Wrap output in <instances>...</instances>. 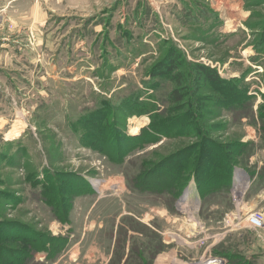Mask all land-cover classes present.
<instances>
[{
	"label": "rangeland",
	"instance_id": "rangeland-1",
	"mask_svg": "<svg viewBox=\"0 0 264 264\" xmlns=\"http://www.w3.org/2000/svg\"><path fill=\"white\" fill-rule=\"evenodd\" d=\"M0 232L6 264H264V0H0Z\"/></svg>",
	"mask_w": 264,
	"mask_h": 264
},
{
	"label": "trees",
	"instance_id": "trees-1",
	"mask_svg": "<svg viewBox=\"0 0 264 264\" xmlns=\"http://www.w3.org/2000/svg\"><path fill=\"white\" fill-rule=\"evenodd\" d=\"M130 39V38H129ZM183 59V58H182ZM180 62H182L178 52H176V50H172L170 52V54L167 55V58L164 59L161 62H158V64L153 67V71L152 73L156 76L158 75H169L171 80H173V77H177L176 80L174 81L175 83H177V86H181L183 83V76L181 74H177L179 69H180ZM196 76H197V83L198 84H220L221 86L225 87L226 90L229 91L230 95L233 97H236V92H235V88H234V83L230 82V80H222L220 79V77L218 76L217 72L210 69L207 66L204 65H198L197 66V72H196ZM158 77V76H157ZM236 95V96H235ZM184 97L180 92H179V88L174 89L167 98H169V100L174 103V104H179L181 102L184 101ZM248 97V96H247ZM236 103L239 104V100L232 98ZM108 100H102L101 104L99 105V107L94 110L88 111L86 112V115L77 123L75 124L76 127L78 129H82L81 131L83 132L82 136H84L85 142L87 143V145L91 148H93L96 151H104V149L102 147H104L105 142L106 141V133L103 132L101 129L103 124L102 123H107V121L110 119L109 116V112H113V115L115 118L117 119V122H120L119 119H122L121 117V113H118L116 108L114 107H110L111 103ZM140 105V103H137ZM243 104H245V101L242 102V104L240 106H242ZM245 107V106H244ZM111 110V111H110ZM193 113V112H192ZM116 122V124H117ZM118 125V124H117ZM130 139L133 137H129ZM110 146V145H108ZM105 152V151H104ZM131 151H127L125 155H121L119 157L118 160L115 161V163L118 164H122L125 157L127 155H129ZM107 156V155H106ZM113 156H109V159L113 160L112 158ZM197 184L200 188L201 194H204L203 192V187H205V184L203 182V180L201 178L197 179ZM4 195V194H3ZM33 232V231H32ZM23 234V232H22ZM0 238H5L6 240H10L11 242L18 240L17 236H13V235H8V234H3L0 232ZM4 239V240H5ZM26 242V243H25ZM24 243V251L25 250H30L29 255H31V257H34V255L36 253L39 252H43L44 254H46V261L50 262L52 261L54 258L51 256L52 254V250H48L46 249V247H44V245L42 247H40V249L36 250L37 247L36 246H32L30 243H32V241H28L25 240ZM38 242V240H37ZM0 249L2 250H7L6 247H4V245L0 244ZM35 251V252H33ZM21 255H23V253H20ZM36 262V260L34 259L33 264ZM38 263V262H37ZM145 262H143L142 260H140L138 263L137 261H132V264H144ZM0 264H6L5 262H2V258H0ZM146 264V263H145Z\"/></svg>",
	"mask_w": 264,
	"mask_h": 264
},
{
	"label": "bare ground",
	"instance_id": "bare-ground-1",
	"mask_svg": "<svg viewBox=\"0 0 264 264\" xmlns=\"http://www.w3.org/2000/svg\"><path fill=\"white\" fill-rule=\"evenodd\" d=\"M137 122V121H136ZM138 123V122H137ZM15 133H20V128H19V130H17V131H14ZM248 188V183H244L243 185H242V187H241V190L244 192L246 189ZM253 218H252V220H254L255 219V216H252ZM249 220V219H248Z\"/></svg>",
	"mask_w": 264,
	"mask_h": 264
}]
</instances>
